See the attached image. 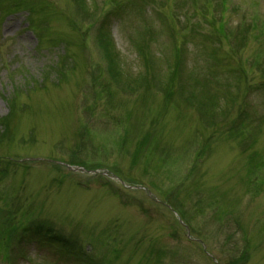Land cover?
<instances>
[{
  "label": "rangeland",
  "instance_id": "obj_1",
  "mask_svg": "<svg viewBox=\"0 0 264 264\" xmlns=\"http://www.w3.org/2000/svg\"><path fill=\"white\" fill-rule=\"evenodd\" d=\"M139 1L0 0V264H264V0Z\"/></svg>",
  "mask_w": 264,
  "mask_h": 264
},
{
  "label": "trees",
  "instance_id": "obj_2",
  "mask_svg": "<svg viewBox=\"0 0 264 264\" xmlns=\"http://www.w3.org/2000/svg\"><path fill=\"white\" fill-rule=\"evenodd\" d=\"M77 2L79 3V0H77ZM208 5H209V0H206L205 1V6H208ZM205 6H203V8H205ZM218 7H219V10H220V14H223L222 12L225 10L224 0H215V8H214V10L217 11ZM204 12L205 11L203 10V14H204ZM100 37L102 38V41L100 40V43H101V45H102V47L104 49V53L107 55V59H108L109 63H111L110 70H112L114 75H116V73L114 72V67H113V66H115L114 63H113V54L114 53L111 52L109 50V48H107L109 45H108V42H107L108 39L106 38V36L104 34H102V35H100ZM236 40H237L236 36H233L232 39H231V41L234 42V45H235V41ZM45 70H47V69H45ZM45 70H43V71H45ZM22 233H25V230H23ZM20 251L21 252H19V253L26 257L27 252L25 250L23 251V249H21V248H20ZM89 262H91V261L89 260ZM86 263H88V261ZM16 264H17V262H16Z\"/></svg>",
  "mask_w": 264,
  "mask_h": 264
}]
</instances>
